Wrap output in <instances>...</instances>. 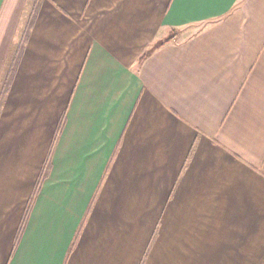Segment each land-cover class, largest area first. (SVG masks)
<instances>
[{
  "label": "crops",
  "instance_id": "0c3cea01",
  "mask_svg": "<svg viewBox=\"0 0 264 264\" xmlns=\"http://www.w3.org/2000/svg\"><path fill=\"white\" fill-rule=\"evenodd\" d=\"M0 264H264V0H0Z\"/></svg>",
  "mask_w": 264,
  "mask_h": 264
}]
</instances>
